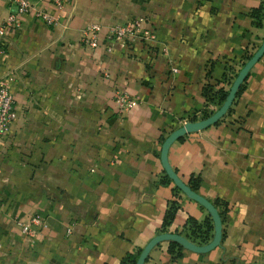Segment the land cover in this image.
I'll list each match as a JSON object with an SVG mask.
<instances>
[{"label": "crops", "instance_id": "1", "mask_svg": "<svg viewBox=\"0 0 264 264\" xmlns=\"http://www.w3.org/2000/svg\"><path fill=\"white\" fill-rule=\"evenodd\" d=\"M32 1L60 19L48 26L26 14L6 34L0 75L11 70L16 80L15 118L0 137V264H119L161 234L174 199L169 233L203 221L202 206L175 194L171 180L159 184L160 138L199 117L203 87H224L226 68L257 51L264 26L249 13L264 0H64L60 11ZM10 12L0 0V24ZM138 17L155 33V51L79 43L87 26L103 34ZM116 90L140 103L120 112ZM229 109L167 154L185 184L199 176L197 194L227 205L220 245L172 260L162 242L144 264H264V55ZM35 214L46 228L30 240L20 224Z\"/></svg>", "mask_w": 264, "mask_h": 264}, {"label": "built area", "instance_id": "2", "mask_svg": "<svg viewBox=\"0 0 264 264\" xmlns=\"http://www.w3.org/2000/svg\"><path fill=\"white\" fill-rule=\"evenodd\" d=\"M46 1L52 4L56 11H60L64 4V0ZM6 2L11 12L0 24V66L7 53L6 34L8 30L17 29L20 26L19 16L32 14L36 20L48 26L57 25L60 19L58 14L40 9L32 0H6ZM104 29L102 34L100 26L91 25L83 28L80 32L79 43L89 49L97 48L102 41L108 44L121 42L126 45L140 43L148 46L149 51H155L158 45L155 33L147 27V21L143 17L130 19L123 24L107 26ZM172 71L176 72V69ZM15 80V74L11 70L0 75V137L2 138L8 135L15 118L14 97L11 91V85ZM114 102L120 112H128L140 103L136 96H131L122 90L114 92ZM20 227L21 233L32 240L36 234L46 228V222L40 215L35 214L26 223H21Z\"/></svg>", "mask_w": 264, "mask_h": 264}, {"label": "trees", "instance_id": "3", "mask_svg": "<svg viewBox=\"0 0 264 264\" xmlns=\"http://www.w3.org/2000/svg\"><path fill=\"white\" fill-rule=\"evenodd\" d=\"M249 16L253 19V24L257 27H263V20H264V4L262 3L256 9H252L249 13ZM251 54H245L242 58L241 67L250 59ZM238 73L237 68L234 66L226 68L225 74L223 76L222 82L224 83V87L221 88H214L213 85H205L202 89V97L204 98L205 106L202 112L200 113L199 117L192 116L188 119L189 122H196L198 120H203L210 117L225 101L229 88L235 79ZM245 82V80H244ZM240 85L235 98H237L242 90L243 84ZM230 110V109H229ZM228 110V111H229ZM227 111V112H228ZM182 139V138H180ZM163 137L160 138V141L163 142ZM170 179L165 175L160 181L159 184H168ZM201 180L199 176L194 177L191 176L187 182V186L195 193H197L198 186ZM178 189L175 187L174 192L178 194ZM212 205L218 212L220 217L221 226L225 221V215L227 212V205L225 203L214 201ZM180 209L179 203L174 199L168 205L167 210L165 211L162 225H161V234L169 233L167 231L168 227L172 224L174 217L177 211ZM170 234H177V233H170ZM160 235V234H159ZM178 235L183 236L191 243L203 246L208 244L213 236V223L210 216L206 217L203 221L198 222L193 218H188L186 224L184 225L183 231ZM224 237L223 230H221V238ZM183 247L175 242H169L167 252L170 255L172 260H177L182 257ZM141 249L137 250L134 254H128L125 256L119 264H136V261L141 253Z\"/></svg>", "mask_w": 264, "mask_h": 264}, {"label": "water", "instance_id": "4", "mask_svg": "<svg viewBox=\"0 0 264 264\" xmlns=\"http://www.w3.org/2000/svg\"><path fill=\"white\" fill-rule=\"evenodd\" d=\"M263 26H264V20H263ZM264 55V36L262 43L260 47L257 49V51L250 57V59L240 68L238 71L235 79L233 80L227 97L223 104L208 118L199 120L196 122H186L181 127L173 130L169 133V135L163 140L161 149H160V162L162 165V169L165 172L166 176L172 181L174 186L182 193L184 194L188 199H191L198 203L200 206H202L210 216L212 223H213V236L211 241L203 246H198L190 241H188L183 236H180L178 234H160L155 236L148 244L142 249L136 264H144L146 259L148 258V255L150 251L155 248L157 245H159L162 242H175L179 244L181 247H183L185 250L194 252V253H207L214 248L218 247L221 242V221L220 217L218 215L217 210L215 207L210 203L208 200L204 199L199 194L193 192L174 172V170L170 167L167 159V154L170 146L175 141H178L180 138L186 136L190 133H195L202 131L215 123H217L229 110L231 107L236 93L240 87V85L244 82L246 79L249 71L251 68L260 60V58Z\"/></svg>", "mask_w": 264, "mask_h": 264}, {"label": "rangeland", "instance_id": "5", "mask_svg": "<svg viewBox=\"0 0 264 264\" xmlns=\"http://www.w3.org/2000/svg\"><path fill=\"white\" fill-rule=\"evenodd\" d=\"M239 67H240V68H242V67H241V64L239 65ZM240 68H237V70L239 71V70H240Z\"/></svg>", "mask_w": 264, "mask_h": 264}]
</instances>
